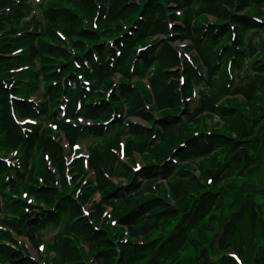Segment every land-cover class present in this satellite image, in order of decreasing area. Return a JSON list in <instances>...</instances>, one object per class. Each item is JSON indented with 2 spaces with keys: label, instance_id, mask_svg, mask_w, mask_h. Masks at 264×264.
Returning <instances> with one entry per match:
<instances>
[{
  "label": "trees",
  "instance_id": "obj_1",
  "mask_svg": "<svg viewBox=\"0 0 264 264\" xmlns=\"http://www.w3.org/2000/svg\"><path fill=\"white\" fill-rule=\"evenodd\" d=\"M33 3L0 0V264H264V0Z\"/></svg>",
  "mask_w": 264,
  "mask_h": 264
},
{
  "label": "rangeland",
  "instance_id": "obj_2",
  "mask_svg": "<svg viewBox=\"0 0 264 264\" xmlns=\"http://www.w3.org/2000/svg\"><path fill=\"white\" fill-rule=\"evenodd\" d=\"M42 2V0H34V6L36 8V12L39 14L41 13L40 10H41V6H40V3ZM185 43H182V45H184ZM132 120L134 121H137L139 123H143L142 121H140L139 119H135V118H132ZM213 122H217L218 119L216 117H214V119H212ZM212 122V123H213ZM87 142L88 140L86 139H82L80 138L78 140V144L75 148H69L68 144L65 142V140L62 141V146L64 147L65 149V152L67 153V160H68V164H70V162L72 161V159L76 156H80V157H83L86 155V151H85V147L87 146ZM83 155V156H82ZM123 160H125V157H123ZM136 162L137 163H140V159L139 157L137 156L136 157ZM136 163V164H137ZM262 178V177H261ZM97 198V196L95 197ZM52 235H53V231L52 230H48V231H45V232H42V234L40 235V240L41 242L38 243V250L41 251L43 257L47 256L46 255V251L43 250V248L45 247V245L49 244L50 241L52 240ZM27 246H28V250L29 252L37 257L38 254L36 252V250L29 244L27 243ZM37 255V256H36ZM49 255H52V253H50Z\"/></svg>",
  "mask_w": 264,
  "mask_h": 264
}]
</instances>
